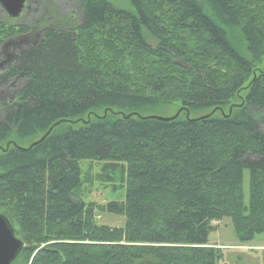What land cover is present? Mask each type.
Returning <instances> with one entry per match:
<instances>
[{
  "label": "trees",
  "instance_id": "1",
  "mask_svg": "<svg viewBox=\"0 0 264 264\" xmlns=\"http://www.w3.org/2000/svg\"><path fill=\"white\" fill-rule=\"evenodd\" d=\"M71 1L77 15H43V40L0 76L16 94L0 99L2 147L61 121L0 150L13 264H217L214 221L242 244L264 234V0ZM20 29L0 21V43ZM174 104L190 118H125ZM86 160L122 200H84Z\"/></svg>",
  "mask_w": 264,
  "mask_h": 264
},
{
  "label": "rangeland",
  "instance_id": "2",
  "mask_svg": "<svg viewBox=\"0 0 264 264\" xmlns=\"http://www.w3.org/2000/svg\"><path fill=\"white\" fill-rule=\"evenodd\" d=\"M119 6L128 7V0H112ZM28 8L18 19L9 20L5 10L0 4V21L8 22L11 25L35 24L42 19L63 17L72 14L77 15V8L74 1L71 0H30ZM46 12V13H45ZM44 15V18H43ZM39 19V20H38ZM7 23V24H8ZM23 29H20L22 31ZM19 31V32H20ZM179 104L165 105L154 110L151 115L160 117H171L181 108ZM182 111L181 113H183ZM180 113V114H181ZM185 113V112H184ZM32 140L23 142V146H28ZM83 184L81 192L86 202H95L96 204H107L112 200H122L124 192L114 190L119 185V180L112 183L100 181L96 175L102 174V164L98 162L82 161ZM248 172L244 180V192L246 199L248 196ZM96 221L111 227H122L125 219L121 216L109 214L107 212H96ZM214 229L209 234V244L219 247L222 251V257L218 259L217 264H264V234H259L249 243H240L238 241L234 226L230 219L214 221ZM21 239V238H20ZM22 240V239H21ZM24 242V241H23Z\"/></svg>",
  "mask_w": 264,
  "mask_h": 264
},
{
  "label": "water",
  "instance_id": "3",
  "mask_svg": "<svg viewBox=\"0 0 264 264\" xmlns=\"http://www.w3.org/2000/svg\"><path fill=\"white\" fill-rule=\"evenodd\" d=\"M0 4L11 18H18L22 14L26 6V0H0ZM182 111L186 113L187 118H190V112L185 107L180 108L177 111V113L171 117H160V116H155V115L142 116L138 113H131L125 116V118L128 119L131 116L135 115L140 119H152V120H158V121H163V122H169V121H173L176 118H178ZM231 111H232V108H230L229 113L225 115L229 117L231 115ZM210 116L211 114H206V115L197 117L194 120H202ZM89 119H90V116H88V120ZM73 122L75 123L77 121H73ZM59 124H61V121L54 123V125H52L50 129L42 137L33 141L28 147L21 146L17 144L16 141L11 140L6 143L5 148L0 145V150H7L9 149L11 145H13L15 148H18V149L29 150L33 146H36L39 143H41L53 131V129ZM23 248H24L23 240L17 237L15 228L13 227L8 217L0 212V264H13V262L18 258V256L22 252Z\"/></svg>",
  "mask_w": 264,
  "mask_h": 264
},
{
  "label": "flooded vegetation",
  "instance_id": "4",
  "mask_svg": "<svg viewBox=\"0 0 264 264\" xmlns=\"http://www.w3.org/2000/svg\"><path fill=\"white\" fill-rule=\"evenodd\" d=\"M29 1L30 0H26V6L23 12L27 10ZM5 13L9 20L18 19L22 16L21 14L18 18H11L6 11ZM8 24L11 25L10 23ZM17 27L24 28V30L0 43V76L5 74L17 61L19 57V51L23 50L29 45H36L37 43L41 42L43 40V35L46 32V28L42 27L40 22L36 25L19 24ZM12 85V83H0V99L5 97H7L9 100L15 99L16 94L12 93Z\"/></svg>",
  "mask_w": 264,
  "mask_h": 264
}]
</instances>
